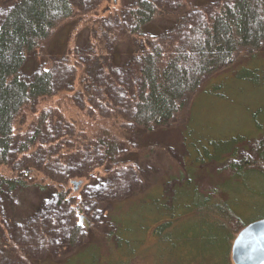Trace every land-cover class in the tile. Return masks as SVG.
I'll return each mask as SVG.
<instances>
[{
	"label": "rangeland",
	"instance_id": "obj_1",
	"mask_svg": "<svg viewBox=\"0 0 264 264\" xmlns=\"http://www.w3.org/2000/svg\"><path fill=\"white\" fill-rule=\"evenodd\" d=\"M18 1L0 0V25ZM68 1L70 15L39 47L24 52L20 77L31 81L50 68L52 92L22 109L14 123L16 145L0 165L3 179L17 177L20 170L28 174L25 186L0 187V264H167L169 254L159 253L151 232L163 185L167 194L174 191V206L187 204L196 183L204 192L213 187L224 192L226 206L244 223L264 218V174L248 171L237 178L225 168L254 156L264 142V43L257 51L239 48L231 63L205 76L195 92L178 102L170 120L151 130L132 120L140 56L157 45L166 60L176 47L185 51L190 26L207 25L232 0H149L158 9L139 30H134L131 10L142 0ZM41 115L40 135L21 151L35 135ZM101 130L119 139L116 162L108 161L97 144ZM236 143L225 163L200 170ZM83 144H91L93 152L85 160L78 153ZM69 155L75 157L65 167L58 159ZM90 160L93 169L87 175ZM80 162L86 171L68 185L73 207L80 205L89 184L95 187L97 204L91 205L89 225L71 241L64 228L84 223L87 214L79 210L82 218L74 222L65 214L53 215L58 211L54 190L68 172L81 170ZM218 177L224 179L217 183ZM72 181L79 182L76 190ZM123 200H133L129 214L121 208ZM115 227L117 241L109 234ZM230 262L234 264L231 250Z\"/></svg>",
	"mask_w": 264,
	"mask_h": 264
},
{
	"label": "trees",
	"instance_id": "obj_2",
	"mask_svg": "<svg viewBox=\"0 0 264 264\" xmlns=\"http://www.w3.org/2000/svg\"><path fill=\"white\" fill-rule=\"evenodd\" d=\"M157 9V5L152 1H139L131 10L134 30L147 25ZM70 13L71 6L68 0H20L7 12L6 23L0 25V165L8 162L12 148L16 145L14 123L22 109L30 102L52 92L53 73L50 68L36 73L31 81H25L20 77V69L25 63L24 52L39 47L48 39L57 24ZM187 35L192 37L187 43V49L183 51L176 47L173 57L169 60L164 58L163 48L159 45L143 53L139 58V67L136 69L138 79L135 82L136 106L132 120L147 130L153 129L157 122L170 120L178 111V102L187 94L195 92L205 76L231 63L239 48H246L252 52L262 47L264 0H232L225 3L207 25L194 24L190 26ZM40 118L35 135L31 141H27L29 143L27 146L20 147L21 151L27 150L40 135L44 125L42 115ZM100 132L96 139L97 144L104 148L108 161L116 162L120 153L119 139L108 130ZM236 145L237 143L225 149L218 160L211 159L209 164H202L200 170H207L213 162L225 163L227 155H234L226 152ZM83 146L85 149L78 153L80 152V157L85 160L88 155L92 156L93 152L90 149L91 144ZM73 157L75 156L69 155L65 157L66 159L59 158L58 161L69 167L71 162L68 161ZM92 162L90 160L87 171L85 167V170L82 169L83 162L78 163L81 168L76 171L78 174L68 172L65 182L62 184L57 182L58 187L54 190L57 197L54 207L58 211L53 215L65 214L74 222L78 216L82 218L80 211L87 214L82 218L84 223L72 226L68 224L64 228L67 229L71 241H76L83 226L89 225L92 218V215L88 218L91 205L97 202L93 200L96 196L95 187L89 184L83 189L79 207L74 208L75 200L70 199L72 191L68 185L72 177L81 175V171H86L87 175L91 173ZM228 167L233 172L232 176L237 178H242L248 171L264 174V142L260 143L254 156L232 161L225 166ZM27 179L28 174L25 170H20L19 175L13 178L3 179L0 175V187L5 183L9 189H15L17 185L25 186ZM222 179L224 177H218L216 182ZM164 187L163 185V189L159 191L163 202L157 199L158 203L153 207L156 210L153 212L156 219L153 221L151 232L157 241L154 245L157 246L159 253L163 251L169 254L167 264H231L232 240L247 224L235 211L226 206V194L217 187L208 192L201 191L195 183L187 204L180 207L171 203L174 191L171 190L167 194ZM133 200L127 203L123 200L121 208L128 214L132 210ZM128 204L130 207L126 206ZM52 212H49L48 217L52 216ZM43 216L47 217L46 214ZM111 219L115 218L111 215ZM117 229L115 227V230L109 233L116 241Z\"/></svg>",
	"mask_w": 264,
	"mask_h": 264
},
{
	"label": "water",
	"instance_id": "obj_3",
	"mask_svg": "<svg viewBox=\"0 0 264 264\" xmlns=\"http://www.w3.org/2000/svg\"><path fill=\"white\" fill-rule=\"evenodd\" d=\"M74 189L78 181H72ZM234 264H264V218L244 226L235 237L231 247Z\"/></svg>",
	"mask_w": 264,
	"mask_h": 264
}]
</instances>
